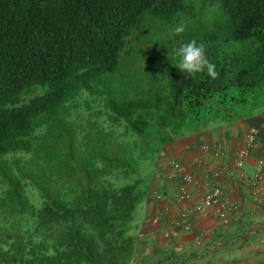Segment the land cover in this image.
Listing matches in <instances>:
<instances>
[{"label":"trees","instance_id":"16d2710c","mask_svg":"<svg viewBox=\"0 0 264 264\" xmlns=\"http://www.w3.org/2000/svg\"><path fill=\"white\" fill-rule=\"evenodd\" d=\"M263 108L264 0H0V264H135L142 165Z\"/></svg>","mask_w":264,"mask_h":264},{"label":"crops","instance_id":"0c3cea01","mask_svg":"<svg viewBox=\"0 0 264 264\" xmlns=\"http://www.w3.org/2000/svg\"><path fill=\"white\" fill-rule=\"evenodd\" d=\"M256 129L254 146L237 165ZM219 146V156L214 148ZM189 166L195 183L185 184L171 166ZM142 219L135 223V264H264V108L230 124H213L167 146L154 160ZM220 177H213L214 171ZM260 173L262 179L254 181ZM214 186L235 205L225 223L218 207L203 215L195 206ZM189 199L180 200L182 190ZM156 194H162L158 199Z\"/></svg>","mask_w":264,"mask_h":264},{"label":"built area","instance_id":"2783aa9c","mask_svg":"<svg viewBox=\"0 0 264 264\" xmlns=\"http://www.w3.org/2000/svg\"><path fill=\"white\" fill-rule=\"evenodd\" d=\"M257 130L252 129L250 130L249 134L247 135V146L246 149L239 154V158L237 161V165L241 166L242 159H244L248 151L254 146L257 138ZM219 146L214 148V154L215 156H219ZM172 169L174 173L177 176H180L182 181L187 185H192L195 183V175L191 171L188 165L181 163V162H172L171 163ZM220 171H214L213 177L215 179L220 177ZM262 179V176L260 173H256L254 175V181H259ZM158 199L162 198V194H156ZM223 196V190L220 186H214L212 187L204 196L203 198L198 202V204L195 206V211L198 213H201L203 215L208 214L209 210L212 208L218 207L217 213L219 214L220 218L227 223L228 222V215L231 211L235 210V205L229 204L228 202H225L222 200ZM189 192L187 190H182V192L179 194L180 200H187L189 199ZM264 205V201L261 202Z\"/></svg>","mask_w":264,"mask_h":264},{"label":"clouds","instance_id":"9594fccd","mask_svg":"<svg viewBox=\"0 0 264 264\" xmlns=\"http://www.w3.org/2000/svg\"><path fill=\"white\" fill-rule=\"evenodd\" d=\"M184 31V25L181 23L175 30V34H180ZM178 44V47L174 48L176 55L179 57V62L176 67L179 70L195 78L199 73L206 71L207 75L212 79L218 77L215 64H213L206 55V48L203 43H198L197 40L193 39L189 42H174Z\"/></svg>","mask_w":264,"mask_h":264},{"label":"rangeland","instance_id":"374dc122","mask_svg":"<svg viewBox=\"0 0 264 264\" xmlns=\"http://www.w3.org/2000/svg\"><path fill=\"white\" fill-rule=\"evenodd\" d=\"M163 38L162 34H158L155 35V39H153L152 43H149L150 38H148V36H143V40H141L140 44H139V54L137 55V58L141 57V52L142 53H146L147 51H149V49H151L153 47L154 42H160ZM149 40V41H148ZM153 57V56H152ZM154 160L146 162L142 165V175L144 177H147L148 179L152 176L153 173V169H154V165H153ZM141 175V173H140ZM122 184V183H121ZM124 184V183H123ZM32 199L34 201H38V195L34 194V196L32 197ZM142 219V209L141 206L137 209L136 212V221L138 223V220L141 222Z\"/></svg>","mask_w":264,"mask_h":264}]
</instances>
